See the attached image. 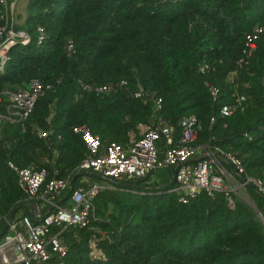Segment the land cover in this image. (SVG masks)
Masks as SVG:
<instances>
[{
  "label": "trees",
  "instance_id": "16d2710c",
  "mask_svg": "<svg viewBox=\"0 0 264 264\" xmlns=\"http://www.w3.org/2000/svg\"><path fill=\"white\" fill-rule=\"evenodd\" d=\"M28 5L24 31L31 41L10 50L0 95L28 90L32 80L50 88L24 122L4 121L0 127V232L5 217L14 213L17 220L20 208L25 215L29 211L9 163L46 168L41 193L55 178L77 176L72 189L88 186L80 184L83 177L101 180L77 173L87 156L82 136L74 133L79 126L99 136L103 147L126 146L132 134L140 138L139 125L161 118L178 134L181 121L196 116L202 126L197 144L214 137L242 161L248 176L264 182V35L249 59L243 54L247 36L264 27V0H29ZM3 10L0 5V26ZM122 81L125 87L104 94L81 87ZM140 89L144 95L134 98ZM240 97L241 106L224 117L221 107L237 105ZM2 98L0 114H6L8 97ZM40 132L49 138H40ZM157 146L162 160L163 139ZM166 170L164 180L155 178L157 171L103 189L91 222L98 232L66 229V256L42 264H264V225L251 206L236 199L233 210L224 194L204 192L183 204ZM250 192L264 217V197ZM70 195L67 190L57 200L66 204ZM92 238L104 261L90 258Z\"/></svg>",
  "mask_w": 264,
  "mask_h": 264
},
{
  "label": "built area",
  "instance_id": "2783aa9c",
  "mask_svg": "<svg viewBox=\"0 0 264 264\" xmlns=\"http://www.w3.org/2000/svg\"><path fill=\"white\" fill-rule=\"evenodd\" d=\"M17 2L18 0H0L4 9L1 14L3 25L0 26V75L5 70L10 50L17 44L26 45L31 41L30 35L19 29L15 18ZM38 32L40 44L44 40V30L39 28ZM262 35L264 27H257L247 36L243 51L245 61L255 52ZM68 50H72V42H69ZM126 85L125 81L119 85L95 87L81 83L83 91L94 90L97 94L109 93L117 86ZM49 88H45L39 80H32L28 90L4 92L2 95L8 97L9 104L6 106V114H0V127L4 121L12 124L24 122L38 98ZM211 94L215 99L218 95L217 89L212 87ZM2 95L0 104L3 102ZM143 95V89L133 94L134 98H141ZM244 100V97H240L237 105L222 106L221 114L224 117L233 115ZM156 106L157 110H161L160 99L156 100ZM138 130L140 138L132 134L126 146L110 143L103 147L100 137L92 134L88 127L74 128V133L82 136L87 149V156L79 165L77 173L87 172L120 182L142 180L160 169L174 168L177 187L173 191L180 195L179 201L183 204L202 192L208 197L224 194L229 207L234 210L236 199L256 208L251 190L264 197V182L248 176L242 161L217 145L214 137L197 144L202 126L196 116L183 119L178 134L173 127L164 124L161 118L151 125H139ZM39 136L48 139L50 134L40 132ZM162 139L165 151L160 160L157 144ZM49 145L52 148L51 143ZM57 155L53 151L52 164L55 163ZM9 167L18 176V185L25 194L23 202L29 211L28 215L22 214L17 220L13 218L9 221V217L4 218L8 229L0 239V264H42L49 262L54 256L63 258L68 251L62 241V234L66 229L78 227L98 232L91 226V222L97 219L95 199L103 189H112V186L88 184L86 187L72 189L70 178H55L46 184L41 193V188L49 176L46 168L31 166L19 169L13 163H9ZM67 190L71 193L70 201L61 205L57 199ZM88 246L91 259H106L94 238L89 241Z\"/></svg>",
  "mask_w": 264,
  "mask_h": 264
},
{
  "label": "rangeland",
  "instance_id": "374dc122",
  "mask_svg": "<svg viewBox=\"0 0 264 264\" xmlns=\"http://www.w3.org/2000/svg\"><path fill=\"white\" fill-rule=\"evenodd\" d=\"M28 4H29V0H18V2L16 4L15 18H16L17 22L19 23V26L22 29V31L26 30L25 19H26V13L28 11V6H29ZM1 73H2V71H1ZM167 172L168 171L166 169H160L155 174V178L164 180L167 177ZM89 181L91 182V184H97V185H100V186H110L111 185L110 183H108V182H106V181H104L102 179L101 180L97 179V178H90ZM24 211H25L24 208H20L18 210L16 216L17 217L21 216Z\"/></svg>",
  "mask_w": 264,
  "mask_h": 264
},
{
  "label": "water",
  "instance_id": "95a60500",
  "mask_svg": "<svg viewBox=\"0 0 264 264\" xmlns=\"http://www.w3.org/2000/svg\"><path fill=\"white\" fill-rule=\"evenodd\" d=\"M171 171H172L173 178H175V176H176V170H175L174 168H172ZM90 174H91V173H90ZM91 175L94 176V177L97 176L96 174H91ZM99 177H100V176H99ZM76 178H77V176H75V177L71 180V182H70V188H73L74 183H75V181H76ZM101 179H103L104 181L110 183V184L113 185V186H117V187L120 186V184H118V183H117L116 181H114L113 179L104 178V177H101ZM253 209H254L255 213L257 214L259 220H260V221L262 222V224L264 225V218H263V216H262V213H261L258 209H256V208H253ZM13 217H14V213H12V214L9 216V221L12 220ZM7 229H8V224H5V226L2 228V230H1V232H0V239H1V238L3 237V235L6 233Z\"/></svg>",
  "mask_w": 264,
  "mask_h": 264
},
{
  "label": "crops",
  "instance_id": "0c3cea01",
  "mask_svg": "<svg viewBox=\"0 0 264 264\" xmlns=\"http://www.w3.org/2000/svg\"><path fill=\"white\" fill-rule=\"evenodd\" d=\"M91 175V174H90ZM94 177V176H92ZM103 180V179H102ZM84 182V184H91V182L89 181V179L87 177H83L80 181V184H82ZM106 185V184H105ZM111 186V185H110ZM106 187V186H103ZM23 214V213H22Z\"/></svg>",
  "mask_w": 264,
  "mask_h": 264
}]
</instances>
